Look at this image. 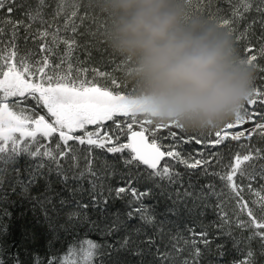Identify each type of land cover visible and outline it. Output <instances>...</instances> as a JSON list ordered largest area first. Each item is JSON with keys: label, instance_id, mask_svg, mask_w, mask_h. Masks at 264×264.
I'll return each mask as SVG.
<instances>
[{"label": "snow or ice", "instance_id": "6c2138e0", "mask_svg": "<svg viewBox=\"0 0 264 264\" xmlns=\"http://www.w3.org/2000/svg\"><path fill=\"white\" fill-rule=\"evenodd\" d=\"M186 4L243 42L244 60L264 72V0ZM96 9L95 0H0V218L24 203L47 237L43 259L29 251L32 231L16 250L0 243V264H125V255L137 264H264V87L218 127L188 134L172 122L185 135L170 131L165 149L158 133L169 123L148 118L135 87L114 78L125 61L107 46L108 18ZM98 45L111 71L74 57ZM192 142L224 145L226 163L202 149L185 157L178 145ZM21 156L32 163L21 166ZM209 212L215 220L205 223Z\"/></svg>", "mask_w": 264, "mask_h": 264}, {"label": "clouds", "instance_id": "9594fccd", "mask_svg": "<svg viewBox=\"0 0 264 264\" xmlns=\"http://www.w3.org/2000/svg\"><path fill=\"white\" fill-rule=\"evenodd\" d=\"M95 2L110 22L111 47L134 63L148 118L197 132L242 110L255 73L227 30L193 14L186 0Z\"/></svg>", "mask_w": 264, "mask_h": 264}, {"label": "trees", "instance_id": "16d2710c", "mask_svg": "<svg viewBox=\"0 0 264 264\" xmlns=\"http://www.w3.org/2000/svg\"><path fill=\"white\" fill-rule=\"evenodd\" d=\"M32 2L34 3L35 0H32ZM87 2H88V0H84L85 4H87ZM217 2H219V0H217ZM65 3L70 4L71 0H65ZM221 6L225 7V8L227 7V5H221ZM192 7L193 8L198 7V0H192ZM14 15H17V14H14ZM95 15L98 18L103 17V14L100 12L99 9L95 10ZM253 15H254V13H253ZM209 20L217 23L216 20H213V19H209ZM109 23L110 22L107 19V27H106L105 32H104V39L107 43V46L117 56L123 57L124 61H125V64H124L125 75L122 73L116 72V73H113V76H114V78L117 79L118 82L127 83L128 85H133L135 87V97L141 98L142 93L140 91L139 84L135 79V75H134L135 67H134V63H133L132 59L130 57L123 56V55L119 54L118 52H116L111 47V45L109 43V40H108ZM241 27H243V26L241 25ZM223 29L227 30L226 28H223ZM256 34L259 35L258 26L256 29ZM233 39L236 43V46L239 49L240 56L242 58H244L246 55V53L243 52L244 43L243 42H237L234 37H233ZM77 43L78 44L82 43L81 37H77ZM88 51L90 52V56H88L85 53V51L83 50V48L80 47L74 52V57H78L79 60L82 62L83 66L87 67L89 69H98L99 71H103V72L111 71L112 64L108 63V53L101 51L99 45L96 47H90ZM258 65H264V59L259 60ZM252 67H253L254 73H255L253 88L264 87V72H260L258 66H252ZM88 75L91 76L92 72L90 71L88 73ZM100 82L105 83L106 81L104 79H100ZM245 106H247L246 103H245ZM207 130L208 129H205L204 131H207ZM170 131L177 133V140H179L181 136L185 135L184 132H182L179 129H176L175 127H168V128L161 129L159 131L158 135L161 138L160 143L164 146L165 149L170 144L174 143V141H172L171 139H165V137H168V134ZM191 133L192 132L188 131V134H191ZM206 138L210 139L212 137H206ZM48 143H50V141H45L44 146H41L42 151L44 150V147L47 146ZM201 149L203 150L202 154L204 157H207L210 152H219L220 155L222 157H224V160L222 161V163H226V161H227V150L225 149L224 145H218V146H216V148H212L211 146L198 145L195 142L181 143L178 145V150L181 151L182 155H184L185 157L193 156L194 158L199 159V158H201V156L199 155V151ZM45 159H47V158H45ZM109 159H111V157H109ZM166 159H168V158H166ZM19 163L21 166H27L28 164L32 163V160H30L26 156H21L19 159ZM214 166H216L215 162H214ZM216 167L219 168V166H216ZM175 168L178 171H180L182 174L186 173V170L184 169V167L182 165L175 164ZM195 171L198 173L200 170L197 169ZM188 178L189 177L185 174V179H188ZM191 179H193V180L199 179V181L201 183H204L206 180L212 179V178H206L203 176L198 177L196 175H192ZM112 184H113V186H122V182L119 181L118 178H113ZM85 187H87V184H85ZM140 189L144 190L143 186H140ZM151 202L152 201H146V203H151ZM117 206H119V204ZM27 208H28V206L24 203H17V204L10 205L8 207V211L11 213V215L9 217L0 218V224H3L5 226V228L7 229L6 232H4L2 235H0V243H4L7 246H11L13 250H16L18 248L22 238H23L24 232L25 231H32L36 234V236L38 238L35 241V243L30 246L29 251H31L33 248L36 249V251L40 254L41 259H43V255L47 249V237L45 235V229H43L39 225L35 224L33 216L30 212H28ZM203 219H204L205 223H208L209 221L215 220V216L212 215L211 212H209L208 215L206 217H204ZM198 230L199 229H197V231ZM90 238L93 240H96L100 243H103V240L98 235L91 234ZM109 242H111V240H109ZM24 259L27 260L28 256L25 255ZM123 259L125 260V264H137V258L136 257L125 255L123 257Z\"/></svg>", "mask_w": 264, "mask_h": 264}, {"label": "rangeland", "instance_id": "374dc122", "mask_svg": "<svg viewBox=\"0 0 264 264\" xmlns=\"http://www.w3.org/2000/svg\"><path fill=\"white\" fill-rule=\"evenodd\" d=\"M138 101H139V103L142 105V107H143V110L145 111V112H147L148 111V109H147V107H146V104H145V101H144V99H143V97H141V98H136ZM168 127H173V126H171V123H169V126ZM168 127H165V128H168ZM228 131H234V130H228Z\"/></svg>", "mask_w": 264, "mask_h": 264}, {"label": "water", "instance_id": "95a60500", "mask_svg": "<svg viewBox=\"0 0 264 264\" xmlns=\"http://www.w3.org/2000/svg\"><path fill=\"white\" fill-rule=\"evenodd\" d=\"M163 150V149H162ZM164 161H161V163H163Z\"/></svg>", "mask_w": 264, "mask_h": 264}]
</instances>
